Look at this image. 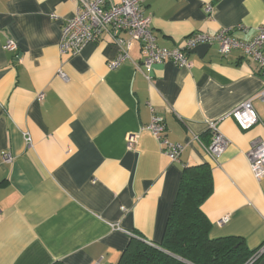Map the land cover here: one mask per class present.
Here are the masks:
<instances>
[{
  "label": "crops",
  "instance_id": "0c3cea01",
  "mask_svg": "<svg viewBox=\"0 0 264 264\" xmlns=\"http://www.w3.org/2000/svg\"><path fill=\"white\" fill-rule=\"evenodd\" d=\"M76 8L75 0H0V264H117L130 233L161 241L183 168L204 162L214 180L202 205L211 238L262 246L264 177L254 176L247 153L264 138V104L253 101L260 122L249 130L228 115L263 88L258 64L239 49L223 56L214 43L189 53L190 68L166 61L147 71L136 41L111 69L118 48L105 34L64 55L63 25ZM144 14L158 45L173 48L193 32L238 25V37L253 38L264 0H146ZM10 38L16 50L4 48ZM151 108L167 137L185 145L179 161L142 129ZM210 121L229 140L216 159L206 150ZM132 133L139 141L128 150Z\"/></svg>",
  "mask_w": 264,
  "mask_h": 264
},
{
  "label": "built area",
  "instance_id": "2783aa9c",
  "mask_svg": "<svg viewBox=\"0 0 264 264\" xmlns=\"http://www.w3.org/2000/svg\"><path fill=\"white\" fill-rule=\"evenodd\" d=\"M75 2L77 3L75 14L65 22L62 29L60 50L64 55L74 56L80 53L85 46L101 40L105 34L118 48L117 56L109 61L111 69L119 67L130 58L129 51L136 41L141 43L143 55L141 65L147 71L152 70L155 64L166 61H172L179 67L190 68L192 62L188 55L196 46L217 43L223 56H227L235 49H239L243 54L250 56L258 64L260 72L264 75V24L258 26L256 35L250 39H242L235 34L236 30L244 29V26L238 25L235 28H222L213 33L193 32L186 36L179 45L173 48H165L158 45L153 34L151 18L144 14L146 0H75ZM206 10L212 12V6L208 5ZM53 16L55 15L53 14ZM122 33L127 36H122ZM17 47L16 42L11 38L4 45L6 50H16ZM136 65L141 70L140 66ZM60 75L67 78L62 71H60ZM146 76L151 80L149 75ZM38 97L42 99L43 94ZM255 99L261 100L264 104V86L228 114L242 130H249L260 122L259 114L253 105ZM151 110V120L142 129L148 130L154 136L162 152L172 161H179L185 145L171 141L167 137L165 118L157 114L153 108ZM208 127L213 136L206 150L212 158L216 159L227 148L229 140L219 130L218 122L210 121ZM26 141L28 145L31 144L29 135L26 137ZM138 141L139 135L137 133L129 134L126 138L127 149L135 150ZM247 154L254 176L258 179L264 177V138L255 139ZM2 159L5 162H10L12 160L10 152H3ZM227 219L225 217L222 221L226 222ZM112 226L115 227L116 224H112ZM130 235L134 236L132 233ZM263 252L264 244L244 264H253ZM96 264L101 263L97 262Z\"/></svg>",
  "mask_w": 264,
  "mask_h": 264
},
{
  "label": "trees",
  "instance_id": "16d2710c",
  "mask_svg": "<svg viewBox=\"0 0 264 264\" xmlns=\"http://www.w3.org/2000/svg\"><path fill=\"white\" fill-rule=\"evenodd\" d=\"M213 190L208 162L185 166L161 241L151 243L133 236L117 264H244L258 248L250 250L240 237L210 236L212 222L202 205Z\"/></svg>",
  "mask_w": 264,
  "mask_h": 264
}]
</instances>
